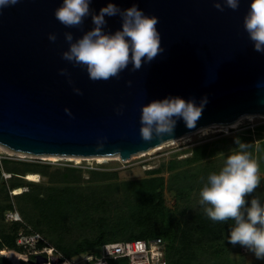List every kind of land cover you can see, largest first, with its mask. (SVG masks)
<instances>
[{"label": "water", "instance_id": "water-1", "mask_svg": "<svg viewBox=\"0 0 264 264\" xmlns=\"http://www.w3.org/2000/svg\"><path fill=\"white\" fill-rule=\"evenodd\" d=\"M107 2L93 0L91 8L98 12ZM113 2L121 9L135 3L158 17L164 51L140 70L131 72L130 64L106 81H92L86 69L62 59L69 47L64 34L81 37L93 27L90 16L80 28L65 27L54 15L62 0H19L0 9V145L30 155L119 154L126 160L208 125L229 126L243 115L264 118V54L254 51L243 27L251 0H240L235 11L222 5L223 12L213 0ZM106 19L107 31L121 27L119 16ZM205 96L195 128L181 118L171 135L142 138L145 104L180 97L199 105ZM38 259L34 264L44 262Z\"/></svg>", "mask_w": 264, "mask_h": 264}, {"label": "trees", "instance_id": "trees-1", "mask_svg": "<svg viewBox=\"0 0 264 264\" xmlns=\"http://www.w3.org/2000/svg\"><path fill=\"white\" fill-rule=\"evenodd\" d=\"M254 134L257 140H262L264 125L248 128L235 138L218 137L196 144L190 149V156L182 160L171 158L165 165L148 170L142 179L115 184L108 182L117 180L116 172H101L94 168L82 170L71 165L52 170L49 164L3 160L5 171L15 181L8 189L0 190V197L8 199L9 190L28 187L16 198L31 204L32 211L37 215L35 226L40 233L63 230L70 216L89 224L88 227L94 229L90 237L72 245H56L64 257L98 254L101 245L107 242L160 240L165 247L166 264H240L230 260L231 249L240 246L228 242L234 221L214 222L208 218L199 203V193L208 176L222 168L226 154L237 150V138L248 144L247 150L255 157L252 144ZM196 165L201 168L191 188L199 195L198 200L190 203L185 199L182 206L168 208L164 199L166 184L163 171L174 173L183 167ZM37 174L46 177L47 182L41 185L24 184L20 178L27 175L28 180L29 177H38ZM84 184L97 185V189L86 191ZM261 185L252 195L264 204V179ZM174 191L179 196L183 193L178 187ZM251 198H247L249 202ZM7 210H12L10 204L0 205V219L4 220L3 214ZM26 214L28 212L23 210V215ZM9 224L7 229L0 224V251L7 249L20 252L21 248L16 245L18 232L28 230L21 222ZM43 245L41 242L38 247ZM0 261L9 264L3 258ZM109 264L129 263L127 259H117L109 261Z\"/></svg>", "mask_w": 264, "mask_h": 264}, {"label": "clouds", "instance_id": "clouds-1", "mask_svg": "<svg viewBox=\"0 0 264 264\" xmlns=\"http://www.w3.org/2000/svg\"><path fill=\"white\" fill-rule=\"evenodd\" d=\"M18 2L0 0V9ZM92 3L93 0H62L54 13L55 18L67 28H80L85 19L91 17L93 27L75 41L71 32L64 34L69 47L62 53V59L86 69L92 81L119 78L130 64V71L136 72L144 63H150L164 51L157 29L159 19L155 15L145 14L135 3L121 9L113 0H108L98 12L91 8ZM213 3L218 11H224L222 5L235 11L239 8L240 0H213ZM114 16H119L121 27L114 32L107 31L106 17ZM243 27L254 51L264 54V0H251ZM49 40L54 42L55 34H50ZM60 74L68 75L66 69H61ZM74 92L83 94L78 88H74ZM207 102L206 96L199 105L194 99L167 97L145 104L140 117L142 138L149 141L154 135H171L177 120L181 118L188 129L195 128ZM65 112L72 115L69 109H65ZM245 119L252 120L253 117H241L228 127L237 128ZM219 127L227 134L226 128ZM209 130L200 131L207 134ZM236 145L237 150L226 157L219 172L208 176L199 193V203L212 221H234L228 235L229 243L234 246L239 244L252 252L256 259L264 260V204L252 195L260 185V166L247 150V143L237 138ZM249 196H252L250 202L247 199Z\"/></svg>", "mask_w": 264, "mask_h": 264}, {"label": "rangeland", "instance_id": "rangeland-1", "mask_svg": "<svg viewBox=\"0 0 264 264\" xmlns=\"http://www.w3.org/2000/svg\"><path fill=\"white\" fill-rule=\"evenodd\" d=\"M260 125H264V118L255 117L252 120L245 119L237 128H226L227 134L225 133V131L221 130L219 126H212L209 128L210 130L207 132V134H202L200 130L191 134H187L179 139L174 140V142H167L159 150L134 155L127 161H121L120 158L117 156H109L106 157L107 159L103 161H98L94 158H87L81 160L79 163H76L75 161L69 160L65 157L61 159L50 160L47 159V157L45 156L35 157L26 154H18L11 150H8L7 148L4 150L0 149V190L8 189L10 184L15 181L11 177V174L5 171L4 164H2L3 160H9L10 162H31L49 164L53 167L52 170L56 167H64L71 165L79 167L82 170L94 168L101 172H116L117 180L108 182L115 184L123 181L142 179L146 177V172L148 170L159 168L165 165L166 162L171 158L182 160L190 156V149L196 144H200L206 141H212L218 137H234L248 128H255ZM263 142L264 136L262 140H257V137L254 134L252 143L255 148L254 158L258 161L260 166L259 174L261 179L259 187L262 186V180L264 179ZM233 152L227 153L226 156L230 155ZM200 168V165H196L192 167H183L174 173H167L163 171L162 176L165 178L166 184L164 199L168 208L175 209L179 206H182L185 199H187V202L190 203H193L198 200L199 195H197L194 192V189H192L191 187L195 185L194 182H196V177H198L199 175ZM84 177H87L86 174L84 175ZM20 178L24 184L32 183L36 185H41L47 182V178L41 175H38V177H30L28 179L30 181L26 179L27 175L20 176ZM34 180L36 182H31ZM83 187L86 188V191H92L97 189V185L84 184ZM177 187L183 192L180 196L177 192L174 191V188ZM27 190L28 187H22L16 190H9L7 194L8 199L4 198V196L0 197V205L5 206L6 204H10L12 206V211L17 212L19 214L21 218V223L28 230V233L38 232L37 227L35 226V219L37 215L36 212L32 211L31 204L24 203L20 199L16 198L17 194L19 195ZM23 210H26L28 214L24 216ZM0 224H2L6 229L10 226L9 223H5L2 219H0ZM64 224L65 227H63V230H58L57 232H38L43 240L42 243L44 245L53 247L57 251V253L61 255L62 253L56 248L57 244L72 245L75 242L83 238L90 237L94 234V229L92 227H88L89 224L82 223V221L80 222V218H73L72 216H70L67 218ZM3 251H5V254H3ZM3 251H0V258L5 259L9 264H33V255L30 254L33 250L31 249L29 250V252L24 251L22 249L20 250V252L7 249H4ZM11 251L15 253H9ZM21 255H27V260H23L21 258ZM230 260L233 263L238 262L240 264H264V260L256 259L255 255L252 252L242 246H237L231 249ZM0 264H4V262L0 261Z\"/></svg>", "mask_w": 264, "mask_h": 264}, {"label": "built area", "instance_id": "built-area-1", "mask_svg": "<svg viewBox=\"0 0 264 264\" xmlns=\"http://www.w3.org/2000/svg\"><path fill=\"white\" fill-rule=\"evenodd\" d=\"M3 216L5 222H21L19 214L12 210L5 211ZM41 242L43 240L37 232L20 230L16 238V245L22 250H33L30 253L33 264L38 262V258L44 260L42 264H109V261L117 259H127L129 264H166L165 247L160 240L107 242L101 245L98 254H83L74 258L64 257L51 246L39 248ZM21 258L26 261L27 255H21Z\"/></svg>", "mask_w": 264, "mask_h": 264}, {"label": "bare ground", "instance_id": "bare-ground-1", "mask_svg": "<svg viewBox=\"0 0 264 264\" xmlns=\"http://www.w3.org/2000/svg\"><path fill=\"white\" fill-rule=\"evenodd\" d=\"M253 117V118H255V117H259V116H252V115H243V116H241V117ZM241 117H239L237 120H239ZM236 120V121H237ZM235 121V122H236ZM234 122V123H235ZM233 123V124H234ZM232 125V124H231ZM212 126H222V125H208V126H205V127H202V128H200V129H198V130H196V131H199V130H201V129H209L210 127H212ZM224 128H229L228 126H223ZM195 131V132H196ZM187 135V134H186ZM185 136V135H184ZM181 138V137H180ZM176 139H179V138H175V139H172V140H169V141H165V142H163V143H161V144H159V145H157V146H155V147H153V148H150V149H148L147 151H144V152H138V153H136V154H133V155H131L128 159H130L132 156H134V155H137V154H141V153H146V152H153V151H156V150H159V149H161L167 142H174V140H176ZM0 149H6V147H4V146H2V145H0ZM8 149V148H7ZM9 150V149H8ZM1 152V151H0ZM11 152V151H10ZM18 154H25V153H18ZM26 155H30V154H26ZM31 156H35V157H41V156H45V157H47V159H50V160H56V159H61V158H63V157H65V158H67V159H69V160H73V161H75L76 163H79L81 160H84V159H87V158H94V159H96V160H98V161H103V160H105V159H107L106 157H109V156H94V157H83V156H73V155H51V154H43V155H31ZM112 156H117V157H119L120 158V156H119V154H115V155H112ZM128 159H126V160H122L121 158H120V160L121 161H127ZM30 178V177H29ZM28 178V179H29ZM35 181V180H34ZM16 192V191H15ZM14 192V193H15ZM9 253H15V252H9Z\"/></svg>", "mask_w": 264, "mask_h": 264}]
</instances>
